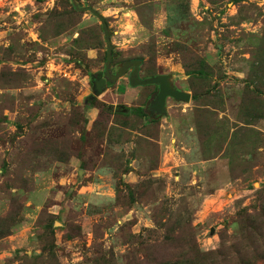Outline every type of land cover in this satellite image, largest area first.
Instances as JSON below:
<instances>
[{
    "label": "rangeland",
    "instance_id": "1",
    "mask_svg": "<svg viewBox=\"0 0 264 264\" xmlns=\"http://www.w3.org/2000/svg\"><path fill=\"white\" fill-rule=\"evenodd\" d=\"M0 264H264V0H0Z\"/></svg>",
    "mask_w": 264,
    "mask_h": 264
},
{
    "label": "water",
    "instance_id": "2",
    "mask_svg": "<svg viewBox=\"0 0 264 264\" xmlns=\"http://www.w3.org/2000/svg\"><path fill=\"white\" fill-rule=\"evenodd\" d=\"M101 23V29L104 35L106 45L104 71L97 78L93 79V92L95 95L100 94L107 83H113L122 77L123 74H128V84L134 88L137 86L156 85L157 93L149 102L147 110L150 116H159L166 114L165 102L167 98H172L175 101H183L188 103L190 101V94L175 88L170 80V75H155L152 77H140V66L142 61L140 59H129L123 61L117 71L112 74L110 72V63L112 59V45L109 38V31L105 20L98 14L93 13Z\"/></svg>",
    "mask_w": 264,
    "mask_h": 264
},
{
    "label": "crops",
    "instance_id": "3",
    "mask_svg": "<svg viewBox=\"0 0 264 264\" xmlns=\"http://www.w3.org/2000/svg\"><path fill=\"white\" fill-rule=\"evenodd\" d=\"M159 74L161 75V73H158L157 75H159ZM163 75H164V74H163ZM167 75H168V74H167ZM165 107H166V105H165ZM88 114H89V113H88ZM5 239H6V238H5ZM5 239H3V241H4Z\"/></svg>",
    "mask_w": 264,
    "mask_h": 264
}]
</instances>
